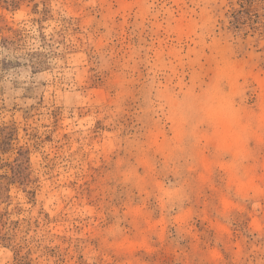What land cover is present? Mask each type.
<instances>
[{"label":"rangeland","instance_id":"1","mask_svg":"<svg viewBox=\"0 0 264 264\" xmlns=\"http://www.w3.org/2000/svg\"><path fill=\"white\" fill-rule=\"evenodd\" d=\"M0 264H264V0H0Z\"/></svg>","mask_w":264,"mask_h":264}]
</instances>
